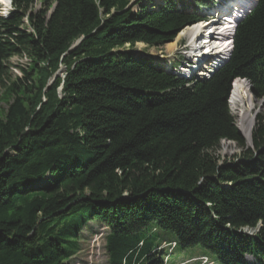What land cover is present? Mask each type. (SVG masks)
Masks as SVG:
<instances>
[{"label": "trees", "instance_id": "16d2710c", "mask_svg": "<svg viewBox=\"0 0 264 264\" xmlns=\"http://www.w3.org/2000/svg\"><path fill=\"white\" fill-rule=\"evenodd\" d=\"M133 1L12 0L0 16V264H76L93 223L108 264H163L164 242L264 264V116L246 148L228 102L237 77L264 94V0L229 60L193 83L132 49L200 17ZM13 56L28 60L14 77ZM224 140L236 162L221 159Z\"/></svg>", "mask_w": 264, "mask_h": 264}, {"label": "rangeland", "instance_id": "374dc122", "mask_svg": "<svg viewBox=\"0 0 264 264\" xmlns=\"http://www.w3.org/2000/svg\"><path fill=\"white\" fill-rule=\"evenodd\" d=\"M1 1H3V0H1ZM135 1L136 0H134L133 2H135ZM151 1L153 2V4H156V5H158V4L161 5L163 3V0H151ZM142 2L148 3V0H142ZM170 2L173 3L174 0H169V4H170ZM178 2L179 1L176 2L177 3L176 5L178 7H180L181 5L178 4ZM187 3L191 4V0H188ZM218 3H220L218 0H196V4L198 5L197 6V9H198L197 13L199 15H201V14L205 13V11L206 12L212 11V8L215 7ZM39 6L40 5L37 4V8ZM4 8L6 11L7 8L5 6H1V9L4 10ZM138 9H139V6H137L136 11H138ZM191 11H193V10L191 9ZM195 11H196V9H195ZM214 14H216V13L214 12ZM205 17L207 19H213L214 18L213 20H215V19L217 20V18L212 17V16L207 15V14H205ZM192 26H194V25H188L182 31H184L187 28L192 27ZM177 37H178V34L174 38L173 41L168 42V43L161 45V46L150 47L144 43H138L136 45V47L133 48L132 50H134V49L135 50H142V51H145L146 53L152 54L156 58L155 61L160 62V64H161L160 66L163 67L165 70H168L169 73H171V74L178 73L177 71H175V69L179 70V68L181 66H183L182 63L187 62L186 58L183 57L184 56L183 53H185L188 50L189 44H190V41H189L190 39L188 37H181L176 43V47L174 48L175 50H170L168 48V45L170 43L175 42L177 40ZM127 49H130L129 45H127ZM175 53H177L176 54L177 57L175 56V58H171L170 56L175 54ZM10 62L12 64V67H11V76L12 77H14L16 75H21L22 74L21 67L22 66L25 67L28 64V60L25 57H20V56H13L11 58ZM188 62L191 63V61H188ZM58 73H59V75L64 76L65 68L62 67L58 71ZM191 82H193V81H191ZM237 84L238 83L236 82L235 86ZM232 88H233V84H232ZM2 91H3V89L0 87V95H1ZM234 92H235V89L232 93L234 94ZM248 93L250 94V96L253 100V105H254L253 108H251L249 110V113H250L249 117L252 118L250 120L251 126H252V129H254L255 125L258 121V116L259 115L264 116V96L255 97V95L253 94L251 89L248 91ZM231 113L233 114V116H235L236 125H237L239 122V118H238L237 110L233 107V103H231ZM251 115H252V117H251ZM253 118H254V120H253ZM245 122L248 123L247 121H245ZM252 133H253V130H252ZM244 141H245L244 142L245 146L250 147L251 144H249V141H248V139H246L245 136H244ZM241 151H242V149L236 144V142H233L231 140H224L221 144L220 149L218 150V153L221 156L222 160H225V161H233L234 160V162H236L238 155L241 154ZM92 227H93L94 232H91L90 230L85 232L86 238H85V242L83 244V251H81V253L78 255V260H77L76 264H108V258L109 257H108L107 251H106V239H105L106 232L104 231V230H106V228L103 225H100L97 223H93ZM171 235H173V234L168 233V234L164 235L161 238V241L165 240V239L167 241H170V239L172 238ZM201 250H204L201 246H195L193 248L187 249L186 251H181V250L177 249L176 252L174 253V255L179 256V259H185L186 257L192 256L193 254L198 253ZM205 252L210 257V259L215 262V264H220L214 255H212L208 251H205ZM162 257L164 259V255H162ZM248 262L250 264H255L254 260H252L250 257H248Z\"/></svg>", "mask_w": 264, "mask_h": 264}, {"label": "bare ground", "instance_id": "6f19581e", "mask_svg": "<svg viewBox=\"0 0 264 264\" xmlns=\"http://www.w3.org/2000/svg\"><path fill=\"white\" fill-rule=\"evenodd\" d=\"M3 1L7 2V0ZM226 1L231 2L235 0ZM249 2L250 0H236V4L234 3V5L231 3L232 5L230 6L231 8H235V14H241L244 11L243 9H246ZM178 4L182 5L180 1ZM221 6V4L216 5V14H228L227 12H229V9L220 8ZM229 19L230 15H227L226 20L223 22V19H221L219 24L215 19L206 25L197 24L189 27L178 34L177 40L170 43L168 48L170 50H175L174 48L176 47L177 41L181 37H188L190 39V44L185 54L192 51L190 55L194 56L192 60L193 62L189 63L188 60H186L187 62L182 63L183 66H181L179 70L175 69L178 74H182L184 76L194 74L199 77H207L215 67L220 65L228 57L233 47L232 35L234 33L232 27H230L231 24ZM212 33L215 35L213 40L210 38V36L213 35ZM232 103L233 107L237 110L239 121L242 123L241 129L243 133L247 135V137H245L249 141V127L251 125L250 120L252 119L249 117V110L253 108L254 105L250 94L247 92L246 87L242 82H239L236 85L235 92L232 97Z\"/></svg>", "mask_w": 264, "mask_h": 264}, {"label": "water", "instance_id": "95a60500", "mask_svg": "<svg viewBox=\"0 0 264 264\" xmlns=\"http://www.w3.org/2000/svg\"><path fill=\"white\" fill-rule=\"evenodd\" d=\"M133 3V2H132ZM81 41V40H80ZM78 44L74 45L72 48L76 47ZM133 53L137 54V55H142V56H148V57H153L155 58L154 55L152 54H149V53H146L145 51H142V50H132ZM64 70V69H63ZM249 144L252 145V135L250 134V137H249Z\"/></svg>", "mask_w": 264, "mask_h": 264}, {"label": "crops", "instance_id": "0c3cea01", "mask_svg": "<svg viewBox=\"0 0 264 264\" xmlns=\"http://www.w3.org/2000/svg\"><path fill=\"white\" fill-rule=\"evenodd\" d=\"M179 261L176 259L175 261H173V263H178Z\"/></svg>", "mask_w": 264, "mask_h": 264}]
</instances>
